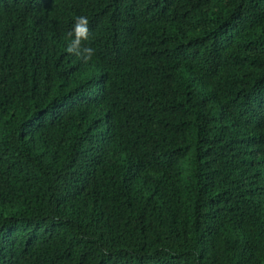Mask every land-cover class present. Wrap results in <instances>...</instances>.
I'll return each mask as SVG.
<instances>
[{
	"label": "trees",
	"instance_id": "1",
	"mask_svg": "<svg viewBox=\"0 0 264 264\" xmlns=\"http://www.w3.org/2000/svg\"><path fill=\"white\" fill-rule=\"evenodd\" d=\"M0 264H264V0H0Z\"/></svg>",
	"mask_w": 264,
	"mask_h": 264
},
{
	"label": "clouds",
	"instance_id": "2",
	"mask_svg": "<svg viewBox=\"0 0 264 264\" xmlns=\"http://www.w3.org/2000/svg\"><path fill=\"white\" fill-rule=\"evenodd\" d=\"M90 28L87 16L75 17L73 28L66 34L69 41L67 52L81 57L85 62L90 61L95 55V49L83 42L89 39Z\"/></svg>",
	"mask_w": 264,
	"mask_h": 264
}]
</instances>
